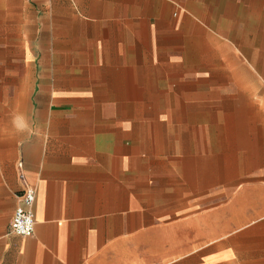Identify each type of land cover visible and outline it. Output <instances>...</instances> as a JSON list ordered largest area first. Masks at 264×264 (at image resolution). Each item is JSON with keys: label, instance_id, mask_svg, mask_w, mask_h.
<instances>
[{"label": "crops", "instance_id": "0c3cea01", "mask_svg": "<svg viewBox=\"0 0 264 264\" xmlns=\"http://www.w3.org/2000/svg\"><path fill=\"white\" fill-rule=\"evenodd\" d=\"M178 4L27 0L24 19L9 7L25 70L11 54L0 70V264H264V119L155 120L169 154L131 141V110L210 109L209 93L171 82L178 58L156 39L177 31ZM254 79L219 88L218 110L264 111ZM29 187L25 238L10 225Z\"/></svg>", "mask_w": 264, "mask_h": 264}, {"label": "rangeland", "instance_id": "374dc122", "mask_svg": "<svg viewBox=\"0 0 264 264\" xmlns=\"http://www.w3.org/2000/svg\"><path fill=\"white\" fill-rule=\"evenodd\" d=\"M26 4L27 0H0V70L2 71L5 66L9 67L7 58L10 54L18 57V70H25L24 24L18 25L23 30H19L16 36L14 34L16 26L10 21L9 7L16 5L19 9L18 19L21 14L24 19ZM173 17L178 20L177 31L171 34L161 31L159 32L161 35L156 38L163 45V53L171 49V53L178 58V80L171 82L175 81L179 87L188 86L189 89L193 87L195 91L204 90L206 96L209 93L211 105L206 111H186L184 108L171 110V104L175 106V95L165 93L163 106H168L170 110L154 111L150 109L152 107L150 104L145 111L128 112L130 120L140 121L139 124H134L136 127H133L138 136L132 137L131 141L137 139L140 144L144 142L145 150L149 153L159 150L166 154L170 152L167 140L163 139L159 148L157 134L169 135L170 128L168 122L164 123L163 127H158L154 123L155 120L159 121L158 119L163 122L169 118L194 120L207 118L211 122L222 119L231 124L242 125L264 119V111L228 109L233 107L230 104H221L225 109L218 110V104L215 103L219 99V88L231 91L237 83L248 81L252 84L256 81L254 79L256 74L264 73V0H179ZM164 27L163 25L162 28ZM9 41L15 43L17 47L9 49ZM166 45H170L168 47L171 48ZM252 92L263 91L259 88ZM147 101L149 102V98ZM159 129L161 132H157ZM256 129L261 131L262 128L256 127ZM225 145L227 153L233 152L236 147L235 143ZM243 145L250 144L243 143ZM217 148L218 144L213 143L211 151H217Z\"/></svg>", "mask_w": 264, "mask_h": 264}, {"label": "built area", "instance_id": "2783aa9c", "mask_svg": "<svg viewBox=\"0 0 264 264\" xmlns=\"http://www.w3.org/2000/svg\"><path fill=\"white\" fill-rule=\"evenodd\" d=\"M37 191L34 188H26L20 196V206L16 209L10 225L12 234L20 237H31L35 231V216L33 207L36 201Z\"/></svg>", "mask_w": 264, "mask_h": 264}]
</instances>
